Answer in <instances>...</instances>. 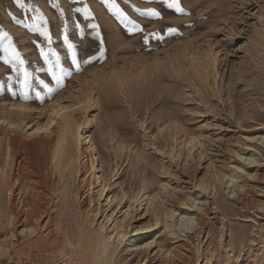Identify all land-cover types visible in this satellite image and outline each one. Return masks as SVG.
<instances>
[{
    "label": "rangeland",
    "instance_id": "1",
    "mask_svg": "<svg viewBox=\"0 0 264 264\" xmlns=\"http://www.w3.org/2000/svg\"><path fill=\"white\" fill-rule=\"evenodd\" d=\"M24 3L27 10L16 0H0V116L19 122L17 134H22L27 125H46L56 116L54 106L73 105L80 134L93 135L109 170L110 192L121 195L132 169L137 184L146 176L149 197L130 200L134 205L126 225L167 236L158 240L164 241L163 251L183 242L180 264H204L206 257L205 264H264V250L253 241L264 232V142L246 138L264 133V0H179L184 10L179 13L166 0ZM85 7L91 15H85ZM36 9L47 21L40 27H46L50 42L34 30ZM9 40L24 61V89L19 63H5L3 47ZM49 63L59 80L49 73ZM6 133L0 124V148L6 145ZM238 152L245 157L257 152L262 162H249ZM235 164L245 174L255 171L238 193H232L226 180ZM17 167L18 161L14 172ZM44 191L49 195L42 207L49 215L31 221L39 225L36 233L19 234L9 248L6 216L0 211V264L78 262L77 246L63 242V234L56 238V233H47L60 222L69 228L76 215L83 218L75 210L80 209L77 201H66V192H75H61V187L51 197ZM0 196L5 208L6 196ZM192 196L200 205L205 202L200 210L204 233L190 230L181 241H173L162 226L184 211ZM130 201L122 202L123 210ZM123 210L116 211L117 219L126 215ZM47 217L51 221L43 227ZM88 224L98 226L91 220ZM36 235L46 240L34 242Z\"/></svg>",
    "mask_w": 264,
    "mask_h": 264
},
{
    "label": "bare ground",
    "instance_id": "2",
    "mask_svg": "<svg viewBox=\"0 0 264 264\" xmlns=\"http://www.w3.org/2000/svg\"><path fill=\"white\" fill-rule=\"evenodd\" d=\"M11 104L21 106L17 102H12ZM74 110L73 105L54 106L52 112L56 116H53L46 125H27V128L22 134H17L16 128H19V122L0 116V124L7 131L6 145L4 146L2 144L3 147L0 148V194H2V198L4 194L6 196V199H4L6 201L5 208L0 203V211H4L5 219L7 220V222L3 220L5 222L3 223V228L7 230V247L9 248L10 245L14 244V240L19 234L23 235L28 233V231L29 233L30 231L36 233L39 225L32 224L31 221H34V219L38 220L43 215H49V209L42 207V203L48 194L44 190H48L52 197L62 187L61 192L68 191L69 188L72 192H75V194L71 193L69 195L66 192L69 198L66 201L71 202L73 205L77 201L76 203L80 209L75 210L79 211L78 213L81 212L83 218L76 215L69 228L60 222L56 228H52L53 226L50 227L47 233H56V238H59V234H63V242L68 243V245L71 244V246H77L79 256L78 264H118V258L125 259L126 264H180L179 246L183 245V242H179L175 246L172 245L171 248H166L163 251L160 248L162 247V243L160 242L164 241H158L163 236H157L158 230L143 232L144 226H137L129 224L128 222L127 225L125 224V219L131 212L130 208L134 205L131 201L133 199L139 201L143 195H147L144 196L145 198L149 197L146 194V183L148 181L146 183L144 182L146 176L144 179L141 178L142 181L140 184H137L138 182L134 174L135 171L132 169V175L128 177L129 179L122 189L121 195L118 191L110 192L113 190L109 186V181L111 180L109 170L106 171L104 168L105 165L102 163L104 160L101 162V156L93 139V135L86 131L85 135L82 136V133L80 134L78 117ZM23 137L27 139L24 141L22 139ZM246 138L249 141H256L258 144L260 143L257 142L259 140L264 142V133L258 136L251 135L250 133ZM253 149L255 150L256 148ZM256 154L259 153L252 152L248 157L243 156L241 153L238 155L240 158L247 159L249 162L261 161V158L257 159L259 157ZM18 155L20 156L17 157ZM16 161H18V167L17 171L14 172L13 167ZM115 169L114 171L116 172ZM252 170L245 174L243 173L244 167L235 164L230 170V173L226 175L228 185L232 186V190L230 189L232 193L241 191L245 185H248L246 178L253 175L255 171L252 172ZM83 173L85 175L80 179V175ZM243 176L244 180L241 179L243 181L240 180L238 182V179ZM77 179H79L78 182ZM95 187H97L96 190ZM102 197L106 199V202H100ZM124 201L127 203L130 201V203L123 210L122 202L124 203ZM188 203L189 206L184 211L180 212L177 210L179 213L173 214L175 217L169 213L173 218L166 221V223L164 222V226H162L168 228V233L166 234H169L173 241L174 239L176 242L181 241L183 239L181 236L187 235L185 232L190 230L204 233L205 227L203 225L202 215H200V210L203 209L202 206L205 203L204 200L203 204L200 205L195 197H193ZM145 205L147 204L145 203ZM260 206L264 208V204H260ZM81 207H83V210ZM117 210H123L124 215L125 213L126 215L122 219H117ZM174 211L176 212V209L171 212L173 213ZM99 218L101 220L98 221ZM105 219H107L106 222L104 221ZM61 220L63 219L61 218ZM90 220L92 223L96 222L98 226H95L96 228L91 227L88 224ZM50 221L51 217H47L43 227L47 226ZM109 221L111 224L113 223V228L110 227L111 224L107 225ZM20 222H23V224H19ZM176 222L181 227L177 226ZM108 227L112 229L108 230ZM262 228L264 229V226ZM262 235L264 238V232ZM262 235L261 238L258 237V239L260 238V242L255 241L257 238L253 240L254 243L260 244L258 245V249H261L260 251L264 250V239H262ZM36 236L34 242L41 243L42 239L43 241L46 240V238H41L42 236ZM184 238L186 239V237ZM155 247H158V249L154 250ZM158 254H160V258L157 257ZM204 255L208 256L207 254ZM207 261L208 258L206 257L205 263Z\"/></svg>",
    "mask_w": 264,
    "mask_h": 264
},
{
    "label": "snow or ice",
    "instance_id": "3",
    "mask_svg": "<svg viewBox=\"0 0 264 264\" xmlns=\"http://www.w3.org/2000/svg\"><path fill=\"white\" fill-rule=\"evenodd\" d=\"M167 2V6L169 8L175 9L176 12H183V8L180 6L179 4V0H166ZM17 5H19V7L21 9H28V6L24 3V0H16ZM114 6V5H113ZM84 13L86 16L91 15V13L89 12V10L87 9V7H85L83 9ZM37 15L34 17V20L37 21L35 29L34 30H38L40 31L41 35H43L45 38L49 39L50 42V37L48 36V32L46 27L45 28H41L40 24H47L46 19L44 18L43 14L39 12V9H36ZM154 15H159V13H153ZM93 28L96 27V25H92ZM131 30V29H130ZM3 35H7V33H4ZM69 47H71L69 45ZM3 51L5 52L6 56H5V63H9V62H18L20 65V69L19 72L21 74V78L19 80V84L21 89H24L26 87V83H27V72L24 70L23 68V64L24 61L22 59H20L19 54L16 52L14 46L11 43V40H9L8 44L5 45L3 47ZM42 55H45V59L47 60V55L44 54L43 52L41 53ZM73 63H76L75 60V55L73 54ZM55 68L59 69L60 68V64H59V60L57 59L55 62ZM49 73L52 75L53 79L59 80L60 77L57 75L56 71H54L53 66L51 63H49V68H48ZM43 83V82H41ZM44 87L47 88L48 85L44 84ZM25 99L27 98V96L25 95L24 97Z\"/></svg>",
    "mask_w": 264,
    "mask_h": 264
}]
</instances>
